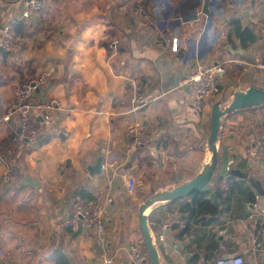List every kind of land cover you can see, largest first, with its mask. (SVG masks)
Segmentation results:
<instances>
[{
  "label": "crops",
  "instance_id": "crops-1",
  "mask_svg": "<svg viewBox=\"0 0 264 264\" xmlns=\"http://www.w3.org/2000/svg\"><path fill=\"white\" fill-rule=\"evenodd\" d=\"M47 1L35 18L14 22L15 46L0 48V112L12 102L14 87L38 73H45L46 80L33 102L55 97L61 104L30 143L8 148L14 123L0 126V252L5 253L0 264H70L69 258L76 264H102L105 257L113 264H133L130 248L144 242L139 207L145 194L172 189L209 163L210 134L207 138L204 132L211 128L212 109L196 115L180 79L196 64L218 58L226 61L227 72L214 104L250 86L264 89V68L254 63L255 57L264 58V11L248 0ZM140 3L150 18L132 8ZM194 4L203 10L200 20L178 18ZM19 5V0H0V21L11 19ZM235 20L254 32L255 41L243 45L234 33L230 36ZM165 36L172 38L170 49L157 44ZM137 92L150 100L134 109L131 98ZM262 105L222 117L218 166L203 189L219 211L213 217L202 213L212 217L211 223L194 220L182 237L179 229L166 228L171 241L159 246L162 264H216L220 253L241 254L245 264H264V236L258 234L264 210L249 211L244 205L257 194L264 202V166L251 153L264 141ZM136 124L151 134L149 144L135 145L128 128ZM100 155L102 170L91 175L88 167ZM129 176L137 181L133 193L126 191ZM77 194L101 196L108 217L104 233H77L63 225ZM169 201L147 212L156 208L160 228L176 216L185 223L186 213ZM148 221L156 236L149 215ZM212 224L228 234L218 236Z\"/></svg>",
  "mask_w": 264,
  "mask_h": 264
},
{
  "label": "built area",
  "instance_id": "built-area-1",
  "mask_svg": "<svg viewBox=\"0 0 264 264\" xmlns=\"http://www.w3.org/2000/svg\"><path fill=\"white\" fill-rule=\"evenodd\" d=\"M19 2V10L15 12L12 18L4 24L0 21V48L11 49L15 46L14 22L17 19L31 20L44 8V0H19ZM190 7L183 9L179 13L178 18L184 22L194 23L200 20L203 10L195 4ZM134 10L144 18L151 17L150 11L147 10L143 3L135 6ZM157 44L170 49L172 47V38L165 36ZM254 63L264 68V58L255 57ZM226 72V61L216 58L209 64H196L180 79L179 85L186 88L192 96L191 106L196 115L204 116L211 111L214 104L213 97L220 91V80L225 76ZM45 80L46 74L38 73L18 83L14 87L12 102L3 112H0V126L6 123H14V133L8 141V148L15 147L21 142L30 143L37 140L42 128L52 122L56 110L61 107L59 100L55 97L38 103L33 102L34 92L42 87ZM132 83L134 82L132 81ZM149 100L150 98L145 92H137L132 96L131 103L134 109H138L145 106ZM34 109L37 114L32 116ZM128 129L130 135L133 136L136 146H144L150 143L151 134L142 125H131ZM251 153L264 166V141L254 147ZM118 161L115 160L112 164H117ZM232 163V160L227 163V171L230 170ZM136 183L137 181L133 176L127 177L125 179L126 191L133 193ZM224 191L225 196L230 195V187L227 181L224 182ZM244 205L249 211L264 210V202L260 200L258 194L253 200L245 201ZM106 211V204L102 201L101 196L87 198L82 194H77L73 200L70 214L63 221V225L72 232H77L79 229H82L97 230L102 234L106 230L108 219ZM174 224L185 227V223L178 216L173 217L167 223H163L160 228V233L153 236V240L158 247L164 242L171 241L168 235L164 233V230ZM210 228L218 236L223 237L228 234L226 228L218 225L212 224ZM258 234L264 236V226L258 230ZM256 245H261V242L257 241ZM219 249L222 252L226 251L227 244L222 242ZM4 256L5 253L0 252V257L3 258ZM128 257L133 264L150 263L148 251L138 246H132L130 248ZM113 261L112 258L105 257L102 264H113ZM216 264H245V258L241 254L225 255L224 253H220L216 257Z\"/></svg>",
  "mask_w": 264,
  "mask_h": 264
},
{
  "label": "water",
  "instance_id": "water-1",
  "mask_svg": "<svg viewBox=\"0 0 264 264\" xmlns=\"http://www.w3.org/2000/svg\"><path fill=\"white\" fill-rule=\"evenodd\" d=\"M204 12H208V10L206 9V5ZM243 16L245 17L244 14L240 15V17ZM262 104H264V89L257 86H250L247 89L236 92L230 104L224 108L220 106L219 102H216L212 108L211 132L208 139L210 150L213 153L212 162L205 163L202 170L192 179L172 189L154 194L153 196L145 200L143 204H141V206L139 207V223L151 264H162V254L160 248L155 244L153 240V235L148 221L149 213H147L146 211L159 201H169L187 196L196 190H203L212 181L218 166L219 157L216 141L218 140L219 129L222 124V117L238 109L259 106ZM103 159L104 156L100 155L96 163L88 167L89 173L91 175L101 172ZM81 231L82 229H79L77 233ZM69 261L70 264H76V262L72 260V258H69Z\"/></svg>",
  "mask_w": 264,
  "mask_h": 264
},
{
  "label": "trees",
  "instance_id": "trees-1",
  "mask_svg": "<svg viewBox=\"0 0 264 264\" xmlns=\"http://www.w3.org/2000/svg\"><path fill=\"white\" fill-rule=\"evenodd\" d=\"M235 34L237 38L241 41L243 45H246L247 42H253L256 39V36L254 32L249 28H242L240 20H235L233 22V28L232 32L230 33V36L232 34ZM264 106V104L262 105ZM186 198L184 201L181 198L173 199L167 202L168 204H177L179 206V210L185 212V216L182 217V219L185 221V227L181 228L178 224L172 225L171 229H179L177 231L178 237H182L187 232V229L190 227L191 222L201 221L203 224H210L212 221V217L215 216L219 211V206L216 202H213L212 199L207 197V192L204 190H196L193 191L191 194L185 196ZM161 208L162 206H158ZM156 208L151 210L149 214V220L150 224L155 231V233H160V223L156 222L154 220V214H155ZM202 213H205L207 215L211 216H201ZM165 216V213H164ZM201 216V217H200ZM201 219V220H197ZM145 251H147L145 247ZM61 264H68L66 261H64Z\"/></svg>",
  "mask_w": 264,
  "mask_h": 264
},
{
  "label": "rangeland",
  "instance_id": "rangeland-1",
  "mask_svg": "<svg viewBox=\"0 0 264 264\" xmlns=\"http://www.w3.org/2000/svg\"><path fill=\"white\" fill-rule=\"evenodd\" d=\"M250 1H253V7H257L258 8V10H262V11H264V0H248V2H250ZM44 4H45V6H44V8L37 14V15H39L40 13H42L44 10H45V8H47L48 7V1L47 0H44ZM136 6V5H135ZM135 6H132V8L133 7H135ZM54 7H56L57 8V6L55 5ZM54 12H56L55 10H54ZM233 97H234V95L233 94H229V95H222L220 98H218V100L220 101V105H221V107L222 108H224V107H226V106H228L229 105V100L232 98L233 99ZM215 99H217V98H215ZM260 108V111L262 112V111H264V107H259ZM257 110V109H256ZM244 111H247V112H250L249 110H243L242 112H244ZM241 113V112H240ZM251 113V112H250ZM210 130H211V128H210V124L208 125V127L206 128V130H205V132H204V135L208 138V133L210 134ZM206 137H204L205 138V140H207V138ZM207 156L209 157V160H208V162L209 163H211L212 162V156H213V153H212V151L210 150V147H209V149L207 150ZM154 187H156L155 185H153V188ZM155 191V189H151L150 191H149V194H145V197L143 198L144 200H146V199H148V198H150L151 196H153L154 194H157V193H160L161 191H157V192H154ZM151 193V194H150ZM143 200V201H144ZM157 204H160V203H157ZM153 208V207H152ZM150 211V210H149ZM146 247V246H145ZM144 242H143V239H142V241H141V249L143 248V250H145L144 248ZM151 263V262H150Z\"/></svg>",
  "mask_w": 264,
  "mask_h": 264
},
{
  "label": "bare ground",
  "instance_id": "bare-ground-1",
  "mask_svg": "<svg viewBox=\"0 0 264 264\" xmlns=\"http://www.w3.org/2000/svg\"><path fill=\"white\" fill-rule=\"evenodd\" d=\"M150 209H148L146 212H149Z\"/></svg>",
  "mask_w": 264,
  "mask_h": 264
}]
</instances>
